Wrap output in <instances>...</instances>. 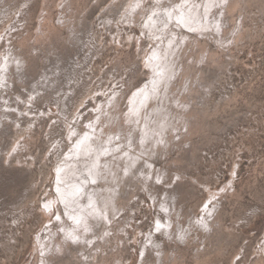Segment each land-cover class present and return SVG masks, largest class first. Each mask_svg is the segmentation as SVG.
<instances>
[{
	"label": "rangeland",
	"instance_id": "obj_1",
	"mask_svg": "<svg viewBox=\"0 0 264 264\" xmlns=\"http://www.w3.org/2000/svg\"><path fill=\"white\" fill-rule=\"evenodd\" d=\"M135 1L0 0V264H264V0Z\"/></svg>",
	"mask_w": 264,
	"mask_h": 264
},
{
	"label": "bare ground",
	"instance_id": "obj_2",
	"mask_svg": "<svg viewBox=\"0 0 264 264\" xmlns=\"http://www.w3.org/2000/svg\"><path fill=\"white\" fill-rule=\"evenodd\" d=\"M137 1V0H136ZM135 1V2H136ZM168 2V1H167ZM132 3H133V1H132ZM130 6V5H129ZM182 8V7H181ZM142 9V8H141ZM177 11H178V13H179V10L177 9ZM169 18V17H168ZM174 19V18H173ZM215 19V18H214ZM170 21V20H169ZM209 22V21H208ZM177 25V24H176ZM179 29V28H178ZM173 30V29H172ZM172 30H171V32H172ZM156 49V48H155ZM9 52V51H8ZM4 56V55H3ZM3 58H6V56L5 57H3ZM4 60V59H3ZM2 61V60H1ZM0 61V62H1ZM154 61V60H153ZM152 61V62H153ZM3 62H5V60L4 61H2V64H3ZM156 62V61H155ZM154 63V62H153ZM156 63H158V62H156ZM3 66V65H2ZM162 67V66H161ZM1 66H0V70H1ZM155 69V68H154ZM159 70H161V68H159ZM158 70V71H159ZM157 71V72H158ZM163 72V71H162ZM156 78V77H155ZM2 79V78H1ZM3 80V79H2ZM153 80H155L154 78H153ZM1 81V80H0ZM2 83V82H1ZM151 83V82H150ZM145 86V85H144ZM144 86L141 88V89H139L140 90V92L141 91H143L144 90ZM148 86V85H147ZM161 87V86H160ZM33 95V94H32ZM134 95H136V94H134ZM142 95V94H141ZM36 96V98H37V95H35ZM35 96H32V97H35ZM139 97V96H138ZM133 98V97H132ZM131 98V99H132ZM34 99V98H33ZM135 99V98H134ZM4 100V99H3ZM141 100V99H140ZM6 101V100H5ZM111 102H112V100H111ZM98 103V102H97ZM133 103V102H132ZM140 103V102H139ZM105 104H107V102L106 103H104V105ZM134 104V103H133ZM135 107H137V106H135ZM107 108V107H106ZM103 109V108H102ZM138 111V110H137ZM109 112V111H108ZM131 112H133V111H131ZM139 112V111H138ZM135 114V113H134ZM30 115V114H29ZM139 115V114H138ZM78 129V128H77ZM93 132V131H92ZM71 133H72V135H74L75 134V130H73V131H71ZM78 133V132H77ZM80 133V132H79ZM86 133V132H85ZM82 133H80V135H81ZM92 136H94V135H92ZM89 137V136H88ZM81 137L79 136L78 137V139H80ZM88 139V138H87ZM90 140V139H89ZM81 141V140H80ZM87 141V140H86ZM91 141V140H90ZM78 142V141H77ZM77 142H76V144H77ZM85 142V141H84ZM80 143V142H79ZM75 145V144H74ZM81 145V144H80ZM82 146V145H81ZM72 148H74V147H72ZM79 150V149H78ZM77 151H75V153H76ZM70 153H71V151H70ZM78 153V152H77ZM68 155H70V154H68ZM76 155V154H75ZM75 155H74V153H73V157H75ZM80 156V155H79ZM78 155H77V157H79ZM67 157H69V156H67ZM71 157V156H70ZM72 157V158H73ZM84 157V156H83ZM76 158V157H75ZM70 158H68V160H69ZM91 162H92V160H91ZM62 164V163H61ZM61 166H65V165H61ZM60 166V167H61ZM60 167H58V168H60ZM66 168V167H65ZM65 168H64V170H65ZM61 169H62V167H61ZM60 169V170H61ZM60 170H58V172L60 171ZM60 175H58V176H60V178H61V180H62V183L59 185L60 187H59V192L62 194V195H65V194H73V192H75V190H76V186H73V187H71L70 189L68 188V187H66V185H65V173L64 172H62V173H59ZM58 181H59V177H58ZM60 183V182H59ZM58 183V184H59ZM57 185V184H56ZM56 188V187H55ZM57 193H58V191H57ZM61 199V198H60ZM56 200V199H55ZM58 200V199H57ZM52 201H53V199H52ZM52 201H49L50 203L52 202ZM53 202H55V204H56V202H58V201H53ZM50 203H48V204H50ZM52 204V203H51ZM51 208H52V206H54V205H49ZM84 206V205H83ZM54 209V208H53ZM52 211V210H51ZM50 211V212H51ZM78 212V211H77ZM61 214V213H60ZM63 220V219H62ZM65 220V219H64ZM75 221V220H74ZM72 222H73V220H72ZM71 222V223H72ZM63 224H64V221H63ZM79 225V224H78Z\"/></svg>",
	"mask_w": 264,
	"mask_h": 264
}]
</instances>
